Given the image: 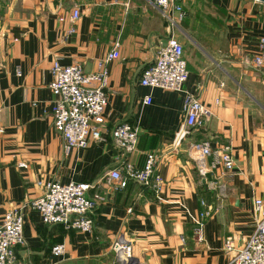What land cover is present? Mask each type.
<instances>
[{
  "label": "crops",
  "instance_id": "crops-1",
  "mask_svg": "<svg viewBox=\"0 0 264 264\" xmlns=\"http://www.w3.org/2000/svg\"><path fill=\"white\" fill-rule=\"evenodd\" d=\"M178 3L192 45L172 28L175 14L150 0H0V222L50 181L93 183L88 195L101 197L89 214V231L44 224L37 211L26 210L14 264H118L111 248L117 238L130 244L139 264H226L252 235L254 201L264 206V71L250 61L264 38V2ZM73 7L80 16L71 23ZM71 26L75 32L68 34ZM170 36L183 45L184 89L211 112L177 147L172 139L184 119L183 93L139 82ZM115 43L119 57L106 64L100 139L66 151L53 128L50 65L78 63L94 72ZM146 96L150 104L143 103ZM124 122L140 127L129 156L111 137ZM202 143L229 146L233 170L223 175L221 163L212 167L211 156L199 157L192 147ZM149 152L156 153L164 179L161 199L135 181L114 191L105 183L107 171L126 159L140 167ZM202 199L217 209L197 242L190 218L203 208ZM227 240L233 249L224 248ZM56 244L64 246L58 257L50 251Z\"/></svg>",
  "mask_w": 264,
  "mask_h": 264
},
{
  "label": "built area",
  "instance_id": "built-area-1",
  "mask_svg": "<svg viewBox=\"0 0 264 264\" xmlns=\"http://www.w3.org/2000/svg\"><path fill=\"white\" fill-rule=\"evenodd\" d=\"M150 1L164 12L175 14V20L171 19L173 25L185 15L182 6L178 3L180 0ZM79 16L78 7L70 9L68 19L71 23H74ZM74 32L75 28L72 26L67 31L68 34ZM118 46V43L114 44L105 58L98 62V68L94 72H85L78 63L62 65L58 60H54L50 65L49 88L56 98L52 107L53 128L64 140L66 151L87 147L90 138L100 139V128L104 123V111L107 105L106 64L119 57ZM250 64L264 71V38H260L258 52L253 56ZM187 77L183 45L177 38L170 36L160 45L153 62L142 70L139 79L142 86L183 93L184 119L172 139L174 147L180 145L190 128L201 126L203 121L211 116L210 110L199 101L197 96L184 89ZM150 102V96H146L143 100L145 104ZM139 134L140 127L137 123H120L111 131L113 145L129 156L136 148ZM192 148L197 151L199 157L211 156L212 167L221 163L223 175L233 170L234 160L229 146L212 148L208 143H202ZM157 161L154 152L145 155L140 167H136L126 159L119 167L107 171L104 181L114 191L124 188L130 180H133L151 189L156 198L161 199L164 179L157 172ZM93 187V183L86 182L61 184L50 181L44 184V191L40 196L8 209L0 222V264H14L15 248L24 242V214L28 209L37 211L44 224L60 223L67 228L89 231L91 229L89 214L101 199L98 194L88 195ZM200 204L203 208L190 218L192 237L197 242L203 239L204 220L217 209L203 199L200 200ZM254 212L257 218L252 235L226 264H264V206L261 199L254 201ZM111 248L120 263H127L126 258H132L130 244L122 238H117ZM224 248L233 249L232 242L227 240ZM63 252V244H56L51 248L52 256L58 257Z\"/></svg>",
  "mask_w": 264,
  "mask_h": 264
},
{
  "label": "rangeland",
  "instance_id": "rangeland-1",
  "mask_svg": "<svg viewBox=\"0 0 264 264\" xmlns=\"http://www.w3.org/2000/svg\"><path fill=\"white\" fill-rule=\"evenodd\" d=\"M186 24L187 23H183V21H179V23L174 24V26H172V28L174 29L176 35L181 37L182 40L186 43V46H188V45H192V42H190V41H192V38H191L190 34L185 30V28L187 27ZM199 24H202V22H199ZM113 256H114V253H113ZM118 264H121V263L119 262ZM124 264H128V262L124 263Z\"/></svg>",
  "mask_w": 264,
  "mask_h": 264
},
{
  "label": "water",
  "instance_id": "water-1",
  "mask_svg": "<svg viewBox=\"0 0 264 264\" xmlns=\"http://www.w3.org/2000/svg\"><path fill=\"white\" fill-rule=\"evenodd\" d=\"M259 1L264 2V0H259ZM130 260H131V264H138L136 259L131 258ZM121 264H124V263H121Z\"/></svg>",
  "mask_w": 264,
  "mask_h": 264
},
{
  "label": "bare ground",
  "instance_id": "bare-ground-1",
  "mask_svg": "<svg viewBox=\"0 0 264 264\" xmlns=\"http://www.w3.org/2000/svg\"><path fill=\"white\" fill-rule=\"evenodd\" d=\"M126 262H128V264H131V260L129 258H126Z\"/></svg>",
  "mask_w": 264,
  "mask_h": 264
},
{
  "label": "trees",
  "instance_id": "trees-1",
  "mask_svg": "<svg viewBox=\"0 0 264 264\" xmlns=\"http://www.w3.org/2000/svg\"><path fill=\"white\" fill-rule=\"evenodd\" d=\"M184 11V10H183ZM185 13V12H184ZM131 181H133V180H130L129 182H131ZM51 248H52V246H51ZM51 248H50V251H51Z\"/></svg>",
  "mask_w": 264,
  "mask_h": 264
}]
</instances>
